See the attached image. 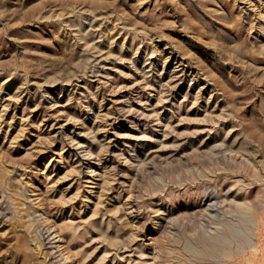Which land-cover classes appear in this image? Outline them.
<instances>
[{
  "label": "rangeland",
  "instance_id": "1",
  "mask_svg": "<svg viewBox=\"0 0 264 264\" xmlns=\"http://www.w3.org/2000/svg\"><path fill=\"white\" fill-rule=\"evenodd\" d=\"M0 264H264V0H0Z\"/></svg>",
  "mask_w": 264,
  "mask_h": 264
},
{
  "label": "bare ground",
  "instance_id": "2",
  "mask_svg": "<svg viewBox=\"0 0 264 264\" xmlns=\"http://www.w3.org/2000/svg\"><path fill=\"white\" fill-rule=\"evenodd\" d=\"M3 180H4V179H3ZM7 180H8V179H7ZM8 181H9V180H8ZM16 198H17V197H16ZM13 206H14V205H13ZM159 209H160V208H159ZM249 212H251V210H250ZM252 212H253V211H252ZM161 217H162V215H161ZM167 220H168V219H167ZM45 221H46V220H45ZM64 226H65V225H64ZM64 226H62V227H64ZM66 227H67V226H66ZM69 227H70V226H69ZM69 229H70V228H69ZM233 229H234V228H233ZM57 230H58V229H57ZM57 230H56V231H57ZM66 231H67V230H66ZM70 231H71V230H70ZM55 233H56V232H55ZM71 233H72V232H71ZM56 234H57V233H56ZM57 235H59V234H57ZM71 236H72V234H71ZM69 237H70V236H69ZM152 237H153V236H152ZM152 237H151V238H152ZM55 238H56V237H55ZM55 238H54V239H55ZM83 238H84V237H83ZM210 238H211V237H210ZM153 239H154V238H152V241H153ZM59 240H60V239H59ZM61 240H62V239H61ZM203 240H204V239H203ZM43 241H44V240H43ZM154 241H155V239H154ZM154 241H153L152 243H154ZM207 243H209V242H207ZM59 246H60V245H59ZM157 246H158V245H157ZM213 246H214V245H213ZM220 249H222V247L219 248V250H220ZM227 249H228V248H227ZM64 250L66 251L65 254H67V257L65 256V257H66L65 259H70L72 256L70 257V255H68V250H69V249L67 250V249H65V247H64ZM64 250H63V251H64ZM70 250H71V249H70ZM225 250H226V249H225ZM200 252H201V251H200ZM223 252H225V251H223ZM228 252H229V251H228ZM211 254H212V252H211ZM217 254H218V253H217ZM217 254H216V255H217ZM222 254H223V253H222ZM230 254H231V253H230ZM202 255H203V254H202ZM213 256H214V255H213ZM80 262H81V261H80Z\"/></svg>",
  "mask_w": 264,
  "mask_h": 264
}]
</instances>
